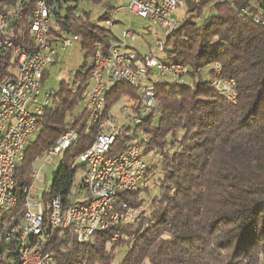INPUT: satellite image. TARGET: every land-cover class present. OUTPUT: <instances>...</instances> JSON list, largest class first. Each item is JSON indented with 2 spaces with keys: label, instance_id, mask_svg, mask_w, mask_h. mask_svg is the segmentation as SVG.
Masks as SVG:
<instances>
[{
  "label": "trees",
  "instance_id": "obj_1",
  "mask_svg": "<svg viewBox=\"0 0 264 264\" xmlns=\"http://www.w3.org/2000/svg\"><path fill=\"white\" fill-rule=\"evenodd\" d=\"M94 1L104 11L98 22L91 20L90 12L77 11L80 0H63L56 8L50 44L59 46L66 38L78 37L84 62L53 92L38 138L30 142L18 164L14 174L18 205L4 215L7 222L8 217L17 222L22 218V190L32 183L30 172L63 134L76 131L80 139L63 154L52 189L43 196L45 208L53 197L70 201L79 168L73 158L95 142L93 134L85 133L90 66L97 52L109 54L119 36L104 25L114 2ZM184 2L185 14L177 17L178 28L165 40L164 58L158 57L186 66L187 76L198 81L169 84L149 78L155 106L142 125L148 173L137 191L120 194L122 202L140 213L133 223L97 232L88 244L79 243L69 229H57L44 244L56 264H113L121 248L126 254L120 264H264V27L238 16L242 9H253L258 0ZM27 5L20 22L25 30L34 1ZM13 39L15 47L31 50L28 33L15 34ZM216 66L222 70L218 79L236 81L234 103L216 88ZM15 68L12 50L3 48L0 81L12 76ZM207 70L209 81L203 80ZM48 76L47 69L43 87ZM122 95L138 100L132 111L139 114L137 89L126 84L114 87L106 112ZM135 132L136 128L122 126L111 154L125 150ZM16 250L15 241L6 243L1 237L0 264H15Z\"/></svg>",
  "mask_w": 264,
  "mask_h": 264
},
{
  "label": "built area",
  "instance_id": "obj_2",
  "mask_svg": "<svg viewBox=\"0 0 264 264\" xmlns=\"http://www.w3.org/2000/svg\"><path fill=\"white\" fill-rule=\"evenodd\" d=\"M32 1L34 8L25 30L20 22L26 17L27 4ZM62 1L0 0V59L3 48H7L12 50L16 61V72L0 81V238L6 243L16 242L15 264H56L53 254L44 250V244L57 229H69L79 243L88 244L99 231L135 221L140 210L122 202L120 194L137 191L148 173V159L142 149V125L155 106L154 86L149 78L153 77L155 69L160 78L171 76L175 82L188 74L186 66L162 61L158 56L148 54L139 58L137 52L130 49L128 40L135 41L134 33L130 31L123 33V39L119 37V42L109 49L107 56L97 52L90 66L91 89L86 99L89 111L85 130L86 134L95 136V142L85 153L73 158V163L79 168L73 178L70 201L66 203L62 197H53L45 208L36 191L40 171L33 168L30 172L32 183L22 190V218L17 222L12 216L8 217V222L5 221L4 215L12 213L18 205L15 171L24 159L31 137L38 134L39 123L51 102L53 92L47 93L40 104L43 75L62 52L79 41L78 37H70L59 46L50 44V25ZM125 1L130 14L157 23L166 38L179 26L175 16L177 11L185 8L184 0ZM193 1L199 3L202 0ZM212 1L223 3L225 0ZM258 2L260 7L242 9L238 16L250 17L256 25L264 27V0ZM104 25L114 32L112 16ZM14 33L17 36L28 33L31 50L15 47ZM164 46L165 40L156 34V53L163 54ZM215 69L218 92L234 103L237 98L236 81L218 79L222 70L220 66ZM118 84L130 85L137 89V93L142 88L143 93L139 94L141 111L133 117L136 132L131 135L132 140L125 150L113 155L111 151L121 127L106 112V104ZM132 100L131 108L138 105V100ZM79 139L78 132H66L40 160L44 164L50 163L78 144Z\"/></svg>",
  "mask_w": 264,
  "mask_h": 264
},
{
  "label": "rangeland",
  "instance_id": "obj_3",
  "mask_svg": "<svg viewBox=\"0 0 264 264\" xmlns=\"http://www.w3.org/2000/svg\"><path fill=\"white\" fill-rule=\"evenodd\" d=\"M115 9L110 11L112 14L114 25V32L123 39V33L128 31L134 33L135 41L128 40L129 45L132 50L139 52L141 54L154 53L155 55L164 58V54L156 53L155 48V35L166 40V34L163 29L157 24L151 22L149 19L141 18L130 14L126 7H128V2L125 0H120L114 2ZM256 8L260 7V2L255 5ZM77 11L80 13L82 11H88L91 13V20L93 22H98L100 16L104 13L102 6L95 3V1H82L78 3ZM184 9H179L176 13V17L182 19L184 16ZM84 62V53L80 49L79 43L74 42L73 46L66 49L59 56L58 62L54 65H50L49 76L44 84L41 95L39 96L40 104L43 102L45 95L47 93L56 92L59 90L61 82L63 80H68L70 76L75 74V72L80 68ZM16 72V69L13 70ZM153 79L166 81L169 84H174L175 79L171 76L159 77V72L155 69L153 73ZM183 80L186 84L193 85L194 81H198L197 78H192L190 76H184ZM203 80H210V75L208 70L203 73ZM145 85V84H144ZM90 90V89H89ZM143 93V89H139L138 95ZM132 98L128 95H122L112 106L110 110V115L114 122L122 127L124 125L131 126L132 130L135 128V123L133 121L132 111ZM38 134H34L31 137L32 141H36ZM129 144V143H128ZM127 144V145H128ZM154 157V156H153ZM63 162V155L55 157L50 163H43V160L34 166V169L39 170V181L36 183V191L39 199H43L45 193H49L52 189L55 175L59 170ZM156 195L157 193L154 192ZM126 254V248H121L117 251V255L113 264H120ZM148 264V263H147Z\"/></svg>",
  "mask_w": 264,
  "mask_h": 264
},
{
  "label": "crops",
  "instance_id": "obj_4",
  "mask_svg": "<svg viewBox=\"0 0 264 264\" xmlns=\"http://www.w3.org/2000/svg\"><path fill=\"white\" fill-rule=\"evenodd\" d=\"M58 59H59V57H58ZM58 59H56V60H58ZM58 62V61H57ZM49 68V67H48Z\"/></svg>",
  "mask_w": 264,
  "mask_h": 264
}]
</instances>
